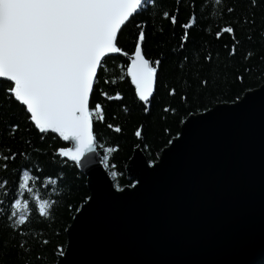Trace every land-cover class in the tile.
I'll list each match as a JSON object with an SVG mask.
<instances>
[{
  "label": "snow or ice",
  "instance_id": "obj_1",
  "mask_svg": "<svg viewBox=\"0 0 264 264\" xmlns=\"http://www.w3.org/2000/svg\"><path fill=\"white\" fill-rule=\"evenodd\" d=\"M249 109L264 142V0H0V264H74V248L49 249L33 223L53 220L62 200L72 207L82 175L69 161L103 166L90 169L78 239L101 195L142 193L202 126ZM177 117L184 128L159 159L131 160L126 187L109 181L130 123L143 142L149 118ZM251 264H264V245Z\"/></svg>",
  "mask_w": 264,
  "mask_h": 264
},
{
  "label": "water",
  "instance_id": "obj_2",
  "mask_svg": "<svg viewBox=\"0 0 264 264\" xmlns=\"http://www.w3.org/2000/svg\"><path fill=\"white\" fill-rule=\"evenodd\" d=\"M225 105L230 106L220 104ZM137 157L147 159L140 147L125 167L127 182L135 175L128 166ZM99 158L90 157L78 168L89 195L95 183L90 169L103 171ZM86 207L66 230L65 248H74L69 257L74 264H251L264 245V142L258 112L233 116L225 111L202 126L142 193L120 200L101 195L77 239L71 229Z\"/></svg>",
  "mask_w": 264,
  "mask_h": 264
},
{
  "label": "trees",
  "instance_id": "obj_3",
  "mask_svg": "<svg viewBox=\"0 0 264 264\" xmlns=\"http://www.w3.org/2000/svg\"><path fill=\"white\" fill-rule=\"evenodd\" d=\"M156 42H162V37L160 35H156L153 42V48L155 47ZM234 86V85H233ZM246 87L250 88H258L259 85L253 83L251 80L246 81ZM227 103L230 104L228 100V95L225 94L220 98V104ZM136 119H143V117H136ZM151 123L146 125V135L143 142L137 139L134 136V124L130 123L128 127L125 129L124 133L120 136V145L121 149L119 152L114 153V159L112 163L116 164V171L120 172L121 175L116 178V180H112L113 184L119 183L122 186H127L128 182L126 180L125 167L127 162L131 158L133 151L136 147H140L144 155L147 159L159 158V155L163 148L166 147V141L169 139H173L176 137L177 132L180 131L181 123L177 121L179 118L169 119L166 123L161 120H154L149 118ZM104 140H108V137H105ZM103 144L104 141H101ZM107 146H114L111 144H105ZM98 152L102 153V149L98 150ZM75 172L77 177L82 175V179L74 180L75 188L70 195L65 197V200L72 205V207L68 208L65 206L64 200L61 201L60 207H58L55 211V218L53 220L46 221H34V226L39 229L44 230V235L46 238L50 237L52 244L49 246V249L53 245H56L63 242L64 247L66 246V230L71 224L73 217L81 208V206L85 203L84 198L88 196V190L86 186V179L81 174L78 169H73L72 164L69 163V175L71 176ZM112 179V177H111ZM49 194H51V189H49ZM55 199L60 193L51 194ZM47 198V197H45ZM59 232V235H55V233Z\"/></svg>",
  "mask_w": 264,
  "mask_h": 264
}]
</instances>
